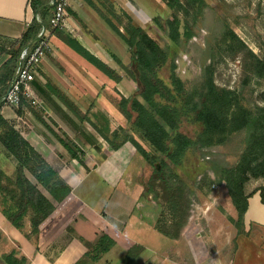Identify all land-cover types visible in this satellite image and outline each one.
<instances>
[{"label": "trees", "instance_id": "16d2710c", "mask_svg": "<svg viewBox=\"0 0 264 264\" xmlns=\"http://www.w3.org/2000/svg\"><path fill=\"white\" fill-rule=\"evenodd\" d=\"M84 1L125 44L131 65L119 66L134 90L131 97L120 98L117 103L118 110L127 123L125 128H119L109 134L106 128L102 130L92 123L91 126L112 151H117L129 143L149 166L158 162L159 169L153 166L152 176L145 185L149 193H154L153 201L158 200L157 189L164 194V203L159 206L161 211L155 219L154 229L164 238L178 241L189 219L190 197L195 190L203 189L206 180L208 190L211 185L220 182L225 184L236 214V219L231 222L237 235H241L249 199L258 194L264 206L262 189L246 193V187L251 182H264V95L262 105L247 107L237 91L215 85L213 67L210 64L205 66V61L201 65L200 79L187 87L175 73L174 58L177 54L170 47L159 46L124 11L116 12L112 4L106 7V0L99 3L104 6L106 13H102L92 0ZM34 2L35 0L30 1L33 13L38 9ZM163 3L169 17L154 18L153 23L171 46L182 49L197 35V25L204 10L208 8L206 0H163ZM50 11L51 9L46 7L43 13ZM42 26L46 25L34 18L21 35L17 49L6 52L10 58L0 69V100L3 90L14 76L19 52L36 41ZM62 40L67 47L107 78L120 80L113 70L72 37H62ZM224 43L235 44V50L238 52H243L246 48L230 30L227 31ZM245 55V72L254 79L264 81V59L249 51ZM59 98L76 118L90 122L65 97ZM24 104V101H21L19 109ZM100 118L104 120L103 116ZM183 127L192 130V137L182 132ZM237 133H242L244 139L243 149L235 165L211 168L215 181H209L203 164L206 152L224 146L229 138ZM0 144L16 162L12 178L0 173L5 182L4 185L0 183V211L7 223L17 230L23 228L24 218L28 215L30 236H36L58 212L73 203L74 196L60 176L1 116ZM143 144L147 145L150 151H147ZM63 146L67 147L65 144ZM69 153L71 158L81 163L71 150ZM26 173L34 179L35 184L28 180ZM199 177L201 178L198 180ZM156 183L159 184L158 187ZM39 188L46 192L50 200L43 196ZM76 216H73V220ZM66 231L72 232L70 229ZM80 242L84 245L86 253L77 264H94L115 246L114 239L105 233L100 234L92 243L82 239ZM142 252V246L130 245L123 263H131ZM1 261L4 264H26L25 259H17L13 254L3 255Z\"/></svg>", "mask_w": 264, "mask_h": 264}, {"label": "crops", "instance_id": "0c3cea01", "mask_svg": "<svg viewBox=\"0 0 264 264\" xmlns=\"http://www.w3.org/2000/svg\"><path fill=\"white\" fill-rule=\"evenodd\" d=\"M30 1L0 0V69L10 58L6 52L17 49L21 35L34 18L48 28L51 11L47 14L43 11L50 8V0H35L38 7L35 13ZM73 30L66 18L63 26L50 34V51L41 59L31 83L33 104L24 102L18 110L2 106L0 116L70 187L74 201L58 212L36 236H30L28 215L24 218L23 228L17 230L7 223L0 211V264H4L1 257L9 254L25 259L26 264H77L86 253L80 240L92 243L102 233L112 237L115 246L94 264H113L108 258L113 251L117 252L119 263L124 264L127 249L132 244L143 247L138 257L148 254L137 264H186L180 262L177 254L168 258L162 252L165 251L163 247L188 241L185 236L188 226L178 241H170L154 229L155 220L145 223L143 184L137 177L144 160L129 143L112 151L91 126L92 123L102 130L106 128L109 134L127 126L117 103L120 98H129L134 93L119 66L128 65L118 57H110L107 49L101 48V40L90 30L76 34ZM67 36L113 70L120 80L107 78L93 66L99 74H89L87 67L70 56L73 51L62 40ZM3 91L4 96L7 85ZM60 96L90 122L76 118L61 102ZM68 149L81 163L71 158ZM15 167V160L0 144V173L12 178ZM26 177L35 184L28 173ZM39 190L50 200L45 191ZM251 201H248V209ZM259 201L258 198L257 204ZM66 213V217L60 220ZM74 215L77 216L73 220ZM260 224H264V214ZM134 261L129 264H136Z\"/></svg>", "mask_w": 264, "mask_h": 264}, {"label": "rangeland", "instance_id": "374dc122", "mask_svg": "<svg viewBox=\"0 0 264 264\" xmlns=\"http://www.w3.org/2000/svg\"><path fill=\"white\" fill-rule=\"evenodd\" d=\"M92 1L102 13H106L104 6L99 4L103 3L102 0ZM206 3L208 8L204 10L203 17L197 25L196 37L182 49L171 46L153 23L154 18L169 17L163 0H106L104 5L107 7L112 4L116 12L124 11L159 46L170 47L177 54L174 58L175 73L187 87L200 79L201 65L205 61V66L210 64L213 67V78L217 87L237 91L247 107L262 105L264 81L250 77L244 70L247 66H243V62L245 63L247 51L264 59V0H206ZM65 9V19L70 20L75 29L73 34L90 30L101 40L103 44H100L101 48L107 49L110 57H118L130 67L129 53L125 44L84 0H68ZM70 30L72 31V28ZM229 30L245 45V51L238 52L235 50V44L224 43ZM70 53L73 59L90 70L89 74H99L76 54ZM209 58L210 60H207ZM122 75L126 78L123 71ZM182 132L190 137L193 135L188 127H183ZM243 139L242 133L234 134L224 146L206 152L203 164L209 181H215L211 168L235 165L243 149ZM143 146L150 151L147 145L143 144ZM153 166L159 169L158 162ZM153 166L143 161L137 171V177L143 184L142 212L145 223L158 217L161 211L159 206L164 203V194L160 189H157L158 200L153 201L154 193H149L145 187L152 176ZM0 180L4 185V177H0ZM207 184L204 180L203 189L195 190L190 197L191 208L187 222V224L190 222V225H186L188 227L185 234L188 241L163 247L165 249L162 252L163 256L172 258L173 253L177 254L180 262L186 264H264V224H260L264 206L260 201V205L257 204L258 194L249 199L252 201L244 218L243 233L238 236L231 222L236 219V214L225 184L220 182L211 185L209 190ZM156 186L158 187L159 184L156 183ZM255 189H262L264 192V182L260 180L251 182L246 187V193ZM66 215L67 213L60 220ZM147 255H141L133 260L137 261V264ZM117 256V252L113 251L108 258L113 260V264H120L116 259Z\"/></svg>", "mask_w": 264, "mask_h": 264}, {"label": "built area", "instance_id": "2783aa9c", "mask_svg": "<svg viewBox=\"0 0 264 264\" xmlns=\"http://www.w3.org/2000/svg\"><path fill=\"white\" fill-rule=\"evenodd\" d=\"M67 2L68 0H50L51 15L48 28L42 26L37 33L36 41L19 52L14 76L0 100L1 107L6 106L18 110L21 101L33 104L31 83L41 59L50 51V34L63 26Z\"/></svg>", "mask_w": 264, "mask_h": 264}]
</instances>
